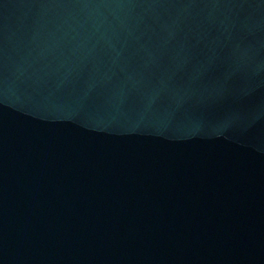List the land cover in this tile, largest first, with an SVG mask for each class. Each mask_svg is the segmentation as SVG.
<instances>
[{"label":"water","instance_id":"1","mask_svg":"<svg viewBox=\"0 0 264 264\" xmlns=\"http://www.w3.org/2000/svg\"><path fill=\"white\" fill-rule=\"evenodd\" d=\"M9 264H264V0H42Z\"/></svg>","mask_w":264,"mask_h":264}]
</instances>
